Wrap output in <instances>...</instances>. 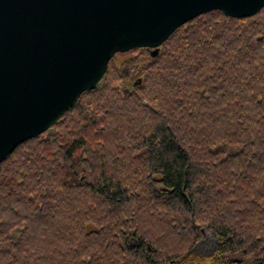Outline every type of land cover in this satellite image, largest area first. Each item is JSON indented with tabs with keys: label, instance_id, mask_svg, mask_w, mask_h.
Listing matches in <instances>:
<instances>
[{
	"label": "trees",
	"instance_id": "1",
	"mask_svg": "<svg viewBox=\"0 0 264 264\" xmlns=\"http://www.w3.org/2000/svg\"><path fill=\"white\" fill-rule=\"evenodd\" d=\"M116 55L0 164V264H264V7Z\"/></svg>",
	"mask_w": 264,
	"mask_h": 264
},
{
	"label": "water",
	"instance_id": "2",
	"mask_svg": "<svg viewBox=\"0 0 264 264\" xmlns=\"http://www.w3.org/2000/svg\"><path fill=\"white\" fill-rule=\"evenodd\" d=\"M263 7L264 0H0V164L104 82L117 53L157 55L202 14L245 18Z\"/></svg>",
	"mask_w": 264,
	"mask_h": 264
},
{
	"label": "rangeland",
	"instance_id": "3",
	"mask_svg": "<svg viewBox=\"0 0 264 264\" xmlns=\"http://www.w3.org/2000/svg\"><path fill=\"white\" fill-rule=\"evenodd\" d=\"M129 56L132 57L133 55ZM115 59L119 65H122L124 60L127 59V56L118 54L115 56ZM124 69L126 68L124 67ZM222 150L226 153H231L232 151L230 148H223ZM219 244L220 241L214 231L211 228L204 226L200 230V239L194 247V251L200 256H210L218 249Z\"/></svg>",
	"mask_w": 264,
	"mask_h": 264
}]
</instances>
